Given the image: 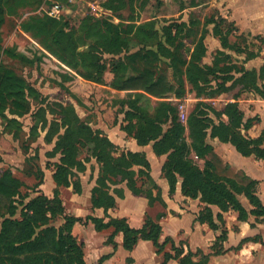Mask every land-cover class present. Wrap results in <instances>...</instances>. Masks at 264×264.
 Instances as JSON below:
<instances>
[{
  "label": "rangeland",
  "instance_id": "rangeland-1",
  "mask_svg": "<svg viewBox=\"0 0 264 264\" xmlns=\"http://www.w3.org/2000/svg\"><path fill=\"white\" fill-rule=\"evenodd\" d=\"M107 1H113L114 6L118 3L115 0H6L5 2L4 20L0 25V65L13 71L37 93L28 95L25 90L26 100L21 103V109L15 108L10 101L5 105L4 114L7 118L18 121L16 127L6 128L7 121L0 118V173L10 171L14 177L22 181L21 197L15 198L17 203L26 202L33 197L39 182V170L45 171L48 176L50 172L54 174L55 165L63 159V150L58 149L56 145L59 137H62L65 131H88L80 128L79 125L86 126L90 131H100L102 136L115 145V157L131 152L143 154L149 162L148 153L157 157L159 163L161 161L164 163L166 155H156L152 150V143L142 146L147 152L130 149L132 140L137 146L140 145L122 129L127 124L124 114L120 113L123 100L136 97L138 105L151 116L156 113L161 101L172 104L177 110L180 123L186 128L184 135L187 143H190V138L186 121L191 112L204 114V117L206 115L207 119L215 124L220 121L226 122L224 115L219 117L212 111L222 113L227 104L234 102L243 114V124L248 125L246 128H241V133L247 138L256 139L264 132V97L254 90L245 89L243 83L238 84L230 80L226 83L229 87L228 91L210 95L212 88L220 89L219 78L231 75L236 79L244 71H255L258 77L256 84L261 91H264V78H259L261 70L264 69V23L238 20L232 13L235 9L209 7L207 3L209 0H124L126 5L119 12L105 10L103 5ZM55 2L62 5L58 12L52 11ZM43 16L57 20L66 25V30L75 33L79 56L77 60H71L73 66L67 67L49 55L42 47L45 38L21 31L22 23L31 18ZM101 20L118 25L121 29L131 25L136 27L139 24L152 23L150 28H146L147 30H140V33L137 30L128 36V45L122 49L120 55L125 58L130 54L146 50L156 52L158 61L154 68L155 74L165 75L175 89L177 87L181 89L179 85H182L183 95L177 97L172 92L166 94L163 99H156L144 92H111L112 90H109L113 80L111 63L117 56L101 49L102 43H108L106 36L101 30L90 31L89 25ZM169 32L174 40L173 44L168 40ZM221 37L227 39V46L222 45ZM200 40L205 47V53L198 64L212 67L217 62L218 67L225 72H217L214 76L209 75L210 86L204 93L197 95L193 85L186 78V67ZM6 49L14 50L15 53L27 58L29 62L19 57L8 56L4 53ZM167 51L172 53L170 58L167 57ZM83 54H96L100 63L105 66L100 76V84L90 77L95 73L88 69L89 61L93 59L85 58ZM65 71L72 75L71 81L62 82L60 75ZM246 85L249 86L247 83ZM124 109L126 110L127 106H124ZM169 126V122L162 124L163 130H167ZM12 131L17 132L14 135ZM206 133L205 140L210 144L216 138L210 137V130ZM80 142L83 143L82 140ZM228 145L231 151L225 154L231 155L227 161L231 163L232 168L219 161L216 164V173L242 185L245 175L236 169L240 168L243 156L237 153L231 144ZM262 146L264 147V143ZM75 148L77 150H72L75 155L74 161L79 163L81 169L72 170V176L69 178L71 182L82 181L83 186L89 187L93 177L96 181L100 176L108 182L109 191L113 186H115V193L119 190H129L125 178L122 179L117 174L114 176L108 171L104 174L103 170H100V164L92 157V143L84 146L76 143ZM191 155L194 163L202 168L204 159L197 158L193 153ZM205 159H211V156ZM250 159L246 163L255 167L257 175L261 173V170L264 171V160L256 159L254 156H250ZM260 160L262 162H259V166L254 165ZM82 165L86 167L85 170H82ZM132 169L135 171L133 180L137 190L144 193L150 191L153 196H157L158 193L161 199L159 188L154 182L152 184L148 180L150 169L148 171L137 166H133ZM139 170H141L140 173H138ZM177 184L181 187L180 177ZM67 191L71 192L73 189ZM67 191L63 192L65 197L69 195ZM239 200L250 209L243 195H239ZM199 201L203 204L200 211L208 207L200 199ZM154 204H160V202L156 201ZM209 207L219 226L218 230L226 232L224 222L216 219V215L220 212L218 207L214 205ZM18 208H21L20 204ZM212 209L217 211L216 215ZM15 218H20L19 211ZM53 223L59 226L62 220L57 218ZM243 239H251V237Z\"/></svg>",
  "mask_w": 264,
  "mask_h": 264
},
{
  "label": "trees",
  "instance_id": "trees-1",
  "mask_svg": "<svg viewBox=\"0 0 264 264\" xmlns=\"http://www.w3.org/2000/svg\"><path fill=\"white\" fill-rule=\"evenodd\" d=\"M115 1L118 2L115 6L112 5L113 1H107L103 8L107 11L119 12L126 5L124 0ZM5 2L6 0H0V25L4 20ZM89 25L91 26L90 31L101 30L106 36L108 43H102L101 49L117 56L115 61L111 63V72L113 73V80L109 86L111 92H144L156 99H163L166 94L172 92L177 97L183 95L182 85H179L181 89L178 87L175 89L165 75L155 74L154 68L158 61L156 52L146 50L145 52L130 54L125 58L120 55L122 49L128 45L127 37L137 30L140 33V30L150 28L152 23L147 22L136 25V27L131 25L122 29L106 20L89 23ZM135 28L136 30H134ZM20 29L23 32L33 34L35 37L45 38V41L42 42L43 49L61 64L70 67L73 66L71 60H77L79 54L75 33L66 30V25L57 20L47 16L31 18L22 23ZM168 40L173 44L174 40L170 32L168 33ZM220 40L223 46H227L226 38L221 37ZM4 53L10 57H19L29 62L27 58L15 53L14 50L6 49ZM204 53L205 47L200 40L186 67V78L193 85L197 95L204 93L206 88L210 86L209 75L214 76L217 72H225L218 67L217 62L212 67L200 66L198 62ZM166 54L168 58L172 56L169 51ZM42 55L45 56L44 53ZM82 56L93 59L89 61L88 69L95 73L90 77L97 84H100V76L104 72L105 66L100 63L96 54H83ZM261 71L259 78L263 79L264 69ZM60 76L62 82L73 79L72 75L66 71ZM257 78L255 71H244L236 79L227 75L219 78L221 80L220 89L212 88L210 95L214 96L228 91L229 87L226 86V83L234 80L235 83H243L245 89L254 90L264 97V91H261L256 84ZM25 90H27L28 95L37 94L13 71L0 65V118L7 121L6 128L16 127L18 121L5 116V105L10 101L15 108L21 109V103L26 100ZM138 103L136 97L123 100L120 113L124 114V120L127 121V124L122 129L131 135L138 145L145 146L152 143V150L156 155H166L161 172L167 180L169 193L175 191L178 177H180L181 193L191 199L199 198L208 206L199 212L196 217L197 222L207 224L212 230H218L219 226L216 224L209 207L212 205L218 207L220 211L216 215L219 222H223L222 213L230 210L237 213L239 221H246L249 216L264 220V204L257 192L259 182L245 176L244 184L241 185L232 179L219 176L216 173V164L220 159L213 152L212 146L205 140L206 131L210 130V137L216 138L221 143L231 144L241 156H254L256 159L264 160V147L262 146L264 132L256 139L247 138L241 133V128H246L248 125L243 124V114L238 110L235 102L227 104L222 113L212 111L219 117L224 115L227 119L226 122L220 121L215 124L207 119L206 115L204 117V114L199 112H191L186 121L190 143L186 141L184 135L186 128L180 123L177 110L172 104L161 101L156 113L151 116ZM124 106H127L126 110ZM167 122L170 123V126L167 130H163L162 124ZM79 127L88 131H65L64 135L59 137L57 141V148L63 150V159L58 165H55L56 170L52 175L55 184L52 197L46 196L39 190L44 175L42 170L38 172L39 182L35 187V194L28 201H21L20 203H17L15 198L21 197L22 181L14 177L10 171L0 173V264H86L83 258L82 245L77 242L72 234L74 224L82 222V219L65 213L59 193L60 187L70 186L73 192L81 193L80 181L74 183L69 179L74 168L81 169L79 163L74 161L75 155L72 153V150H77L75 148L76 143L80 146L92 143V157L100 164V170L102 169L104 174L108 171L114 176L117 174L122 179L125 178L128 189L134 195L145 197L150 206L156 201L163 205L158 193L157 196H153L152 192L144 193L135 187L133 180L135 171L132 167L137 166L148 171L150 169V164L143 154L127 152L115 157V145L102 136L100 131H90L83 125H79ZM12 132L15 135L17 131ZM192 153L197 158L204 159L202 168L194 163ZM207 156H211V159H205ZM85 169L86 167L82 165V170ZM140 172L141 170L138 171V173ZM148 180L153 184L151 177ZM109 190L108 182L99 176L91 190L93 208H102L107 211L115 207L116 201ZM113 192L115 193V189ZM115 194L117 197L123 198L122 190ZM239 195H243L247 199L250 206L249 210L240 202ZM19 204L21 205L20 209L18 208ZM17 211L20 212L19 219L15 218ZM57 218L62 220L59 226H55L53 223ZM88 221L93 224L96 231L112 229L107 238V243L111 244L113 249L116 248L115 236L119 233L123 238V248L128 251H131L139 240L151 242L156 253L162 256L160 264H167L172 259L177 260L179 264H207L211 255L225 253L223 243L226 240V232L224 230L220 232L211 246L212 253L204 254L200 250L185 252L182 245L176 246L171 238H166L160 242L161 226L149 217L145 219L140 229L131 228L123 218H110L104 222L103 219L88 216L85 222ZM249 241L260 242L264 245V238L256 236L251 239H243L234 249L239 250L244 243ZM167 247L171 252L166 251ZM105 258L102 257L97 264H101Z\"/></svg>",
  "mask_w": 264,
  "mask_h": 264
},
{
  "label": "crops",
  "instance_id": "crops-1",
  "mask_svg": "<svg viewBox=\"0 0 264 264\" xmlns=\"http://www.w3.org/2000/svg\"><path fill=\"white\" fill-rule=\"evenodd\" d=\"M209 7L230 8L233 16L238 20H244L248 23H264V0H209ZM213 152L217 155L223 164L232 168L231 163L227 161L225 152L231 151L228 144L212 140ZM130 149L133 151L146 150L145 147L137 146L131 141ZM147 152V150H146ZM150 164V177L154 184L161 191L162 204L150 206L148 200L143 196L134 195L129 190H123V198H119L113 192L116 205L113 208L104 211L102 208H93L91 204V190L95 186V178L89 187L81 184V193H75L71 187H60V199L62 200L65 213L70 216L82 219L72 228V234L77 242L82 245L83 258L86 264H97L102 257H106L101 264H160L162 256L157 254L152 243L145 240H139L135 247L128 251L123 248V238L119 233L115 236L116 248L107 243V238L112 232L109 228L103 231H96L91 222H85L86 217L93 216L103 219L107 222L110 218H123L127 224L134 229H140L147 217L159 223L161 226L160 242L166 238H171L176 246L182 245L184 251L197 250L204 254H211V246L215 242L220 230H212L206 224L197 222L198 212L203 207L199 199L185 198L181 194L180 187L176 185L175 191L169 194L167 180L163 177L161 163L157 157L147 153ZM235 158V157H234ZM240 170L246 177L259 180L258 196L264 204V171L257 175L253 165H249L250 157H242ZM228 162V163H227ZM253 162V161H252ZM260 161L255 164L259 166ZM159 163V164H158ZM43 181L39 190L46 196L52 197L55 184L50 172L49 176L43 171ZM66 190L69 195H63ZM245 207V206H244ZM247 210L249 208L245 207ZM214 210V209H212ZM214 214L216 212L214 210ZM224 227L226 229V240L223 243L225 253L222 255H211L207 264H264V245L260 242L249 241L244 243L239 250L234 248L241 239L246 237L260 236L264 238V220L249 216L246 221H239L235 211L222 213ZM223 227V228H224ZM166 251L171 252L169 247ZM197 259V258H195ZM167 264H179L177 260H170Z\"/></svg>",
  "mask_w": 264,
  "mask_h": 264
},
{
  "label": "built area",
  "instance_id": "built-area-1",
  "mask_svg": "<svg viewBox=\"0 0 264 264\" xmlns=\"http://www.w3.org/2000/svg\"><path fill=\"white\" fill-rule=\"evenodd\" d=\"M61 7H62L61 4H59L58 2H55L54 3V7H52V11L53 12H58Z\"/></svg>",
  "mask_w": 264,
  "mask_h": 264
}]
</instances>
